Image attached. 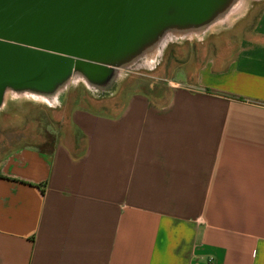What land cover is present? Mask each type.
Instances as JSON below:
<instances>
[{"label": "crops", "instance_id": "obj_1", "mask_svg": "<svg viewBox=\"0 0 264 264\" xmlns=\"http://www.w3.org/2000/svg\"><path fill=\"white\" fill-rule=\"evenodd\" d=\"M123 70L41 144L0 116V264H264V0Z\"/></svg>", "mask_w": 264, "mask_h": 264}, {"label": "water", "instance_id": "obj_2", "mask_svg": "<svg viewBox=\"0 0 264 264\" xmlns=\"http://www.w3.org/2000/svg\"><path fill=\"white\" fill-rule=\"evenodd\" d=\"M232 2L0 0V107L8 88L53 93L77 73L108 80L168 30L209 25Z\"/></svg>", "mask_w": 264, "mask_h": 264}, {"label": "rangeland", "instance_id": "obj_3", "mask_svg": "<svg viewBox=\"0 0 264 264\" xmlns=\"http://www.w3.org/2000/svg\"><path fill=\"white\" fill-rule=\"evenodd\" d=\"M234 11V10H233ZM221 20L217 23L220 24ZM225 24V22H223ZM145 58L143 57V60ZM140 63V62H139ZM135 67H133L134 69ZM138 71L139 65L136 67ZM120 73L117 89L123 90L124 70H116ZM75 74V73H74ZM78 75V74H77ZM82 76V75H81ZM75 75L59 86L53 93H45L31 90H7L4 96V103H7L13 113L3 114L0 116L4 121L9 123L30 122L21 129H10V137L23 138L32 144L42 143L44 138V123H58L69 116V112L76 106L101 107L108 105V89H112L111 95L114 96L115 82L99 84L85 77L75 80ZM78 79V78H77ZM79 81V82H77ZM146 89V86L144 87ZM110 95V96H111ZM120 103L123 104V98L119 97ZM113 101V100H112ZM27 121V122H26ZM30 126L29 128L27 126ZM28 129H27V128ZM49 137V136H48Z\"/></svg>", "mask_w": 264, "mask_h": 264}, {"label": "flooded vegetation", "instance_id": "obj_4", "mask_svg": "<svg viewBox=\"0 0 264 264\" xmlns=\"http://www.w3.org/2000/svg\"><path fill=\"white\" fill-rule=\"evenodd\" d=\"M106 81H107V80H104V79H100V80H98L99 84H106Z\"/></svg>", "mask_w": 264, "mask_h": 264}, {"label": "bare ground", "instance_id": "obj_5", "mask_svg": "<svg viewBox=\"0 0 264 264\" xmlns=\"http://www.w3.org/2000/svg\"><path fill=\"white\" fill-rule=\"evenodd\" d=\"M78 74V73H77ZM77 74H76V76H77ZM79 76L81 75V74H78ZM9 89H11V90H13V88H8L7 90H9ZM7 90L5 91V94L7 93ZM15 90V89H14ZM16 91H19V90H16ZM31 91H34V90H31Z\"/></svg>", "mask_w": 264, "mask_h": 264}]
</instances>
